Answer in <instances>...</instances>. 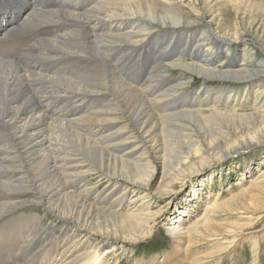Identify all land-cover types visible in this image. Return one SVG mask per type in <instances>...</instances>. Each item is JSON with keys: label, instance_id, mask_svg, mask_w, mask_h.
I'll return each instance as SVG.
<instances>
[{"label": "bare ground", "instance_id": "6f19581e", "mask_svg": "<svg viewBox=\"0 0 264 264\" xmlns=\"http://www.w3.org/2000/svg\"><path fill=\"white\" fill-rule=\"evenodd\" d=\"M255 2L264 12V0ZM198 10L188 18L176 0H0V28L11 34L0 38V219L16 212L0 227V264H14L5 261V232L27 250L57 238L38 253L46 264H103L120 247L112 264H191L197 241L212 239L216 203L190 227L182 218L166 227L177 257L144 262L132 249L160 217L150 195H169L209 155L225 161L264 139V78L248 81L264 77V58L235 69L245 49L230 50L222 37L206 45L197 33L210 36L213 20L205 4ZM262 28L245 13L231 36L260 42ZM241 162L243 174L249 165ZM155 169L161 183L153 188ZM236 194L252 215L264 210L261 194ZM24 207H39L46 222L21 218ZM259 218L238 234V224L217 226L220 243L235 246Z\"/></svg>", "mask_w": 264, "mask_h": 264}, {"label": "rangeland", "instance_id": "374dc122", "mask_svg": "<svg viewBox=\"0 0 264 264\" xmlns=\"http://www.w3.org/2000/svg\"><path fill=\"white\" fill-rule=\"evenodd\" d=\"M176 1L183 8L188 18H192L194 14L199 13L198 9L202 4L206 5L209 11L207 21L213 20L212 28L216 31H212L211 34H209L210 36L208 37H203V34H200L201 31L197 33L198 36H201L199 37V39L201 38L205 40L206 45L216 44L214 43L217 41L215 38L221 39L219 37H222L223 39H225V41H227L225 42V44L230 50H233L234 48L245 49L247 56H244L243 58L236 61L237 66L235 69L240 68V64L242 62L247 63V65L251 64L252 62V64H255L257 60L264 58V56L260 52V49L253 46L255 42H259L255 38L253 39L249 37L247 33H245V36L239 38H234L231 36L234 35L233 32L234 28H236V21L238 20V18L242 17V15H245V13H249L250 15H252L253 19H256V21H258V25H260V27H263L262 29L264 30V12L259 8L260 5L259 3L255 2V0H238L237 3L233 0ZM251 20L252 19H250L249 21ZM263 36L264 34L261 35L260 39H263L259 42V44L264 47ZM235 53V51L231 53L233 54L231 56H234ZM224 60V58H219L216 60V63L222 64V61ZM252 76L253 81H248L257 82L260 80V78H264L263 75H260L258 73L257 75L252 74ZM260 82V84H264V80H260ZM194 88L195 87H192L191 90H195ZM262 90H264V85ZM199 98V95H195L191 98V100L195 101ZM206 98V96H202L200 99L202 100ZM261 100L263 102L262 106L264 107V94L263 97L261 96ZM253 102L254 97H251L248 100L249 108H251L250 105H252ZM261 110L264 112V108ZM104 131L105 130H103V132ZM262 138L263 137L261 136L259 137V139L252 140L244 145L238 146L236 149L231 151H237L238 154L230 155L225 161L221 160L222 158L219 155H209L205 159V161L197 163L191 167V170L194 174H192L189 181L187 180L183 185L181 183L173 184L168 189L170 193L169 195L164 196L163 198L150 195L147 198V201L151 207V210L160 212V217H158L149 238L141 243H137L132 246L135 255L134 257L144 258V262L149 261L151 257H156L158 258V260H162V257L165 255L167 256V254H170L172 257H177V254L174 252L173 242L166 231V227L171 224L176 225V223H174V220L178 218L183 219V221H180L182 222V225H184L183 227H190L192 224H194V222H196V220L202 219V217L204 216L205 208H208L216 203L220 205L219 208L211 213L213 214L212 217L209 216L211 221L209 222V224L212 225L211 228L214 229L212 233V239H205V237H202L199 233H197L195 237L199 238L197 236L199 235L202 238H200L201 240L197 241V248H193L194 250L192 249L191 254L186 257V260L191 259V264H264V210L261 213L252 215L251 210L240 207L242 203H244L243 200L240 199V197H235L237 195V190L241 187L242 190H246L249 194L256 195L258 198L261 194L262 199H259L264 201V139ZM143 157H145V155H143ZM145 158L152 160V157L150 155H146ZM157 159H159V157ZM239 160H246V165H249L248 170L243 174H241V172L239 171H244V164ZM153 163L155 165H159L160 160H157ZM251 180H257L256 186L251 187L249 185L250 183L248 182H250ZM209 181L210 183H207ZM152 183L153 188H156L161 183L160 170L158 171L155 169L154 175L152 177ZM237 184H239L238 187H236ZM92 193L93 192L89 194V197L97 199L98 197H94L95 194ZM192 196L195 198L194 201H190V197ZM128 197L129 200L134 199L132 194H129ZM234 198H237L236 201H238L239 203L232 201L228 202L229 199L231 200ZM138 203H136L135 205H138ZM227 207H229L230 210L233 211H227ZM24 208L26 209H24V212L20 215L21 218H28L32 216H39L40 218H44L42 212H40L39 207H37L36 209H34L33 207H31V209L29 207ZM181 211H184L185 213L183 216L178 215ZM14 213L16 212H11L1 218L0 227L5 222V219L9 216L14 215ZM256 217L260 218L255 226L246 227L243 231V239H240L238 237L237 241L234 243L235 246L226 248V244L220 243L224 240H221V236L219 235L220 231L217 226L230 228L232 225L236 226L238 224L239 226L233 229L234 232L238 234L242 229L241 224L248 222V220L250 219L254 220ZM44 222H46L45 218ZM50 223L51 221H48L47 225H49ZM32 234L33 232L29 235ZM5 239L8 242L6 244L7 247L5 250L6 262L12 261L14 264H20V262L22 261H27V263L25 264L47 263L46 260L42 261V255L38 253L45 250V248L43 247L48 245L49 242L47 241H50L51 239H47L46 241H43V244L39 243L38 245L37 242H34L35 247L30 246L28 250L24 249L25 247L23 246L25 244L21 242L23 240L15 239L13 241L6 232ZM56 240L57 238L51 241L53 243ZM8 248H10L9 251ZM120 252L121 247L109 253V255H107L103 260V264H112V262H115V259L117 258L116 256L119 255ZM199 258L204 259L203 262H197L196 259ZM120 263L132 264V261L127 262L126 260H120L119 264Z\"/></svg>", "mask_w": 264, "mask_h": 264}]
</instances>
